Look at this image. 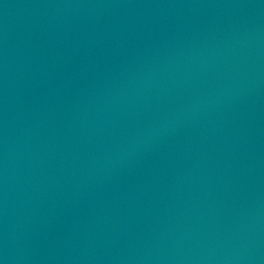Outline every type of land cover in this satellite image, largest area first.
<instances>
[{"label":"water","instance_id":"water-1","mask_svg":"<svg viewBox=\"0 0 264 264\" xmlns=\"http://www.w3.org/2000/svg\"><path fill=\"white\" fill-rule=\"evenodd\" d=\"M0 264H264V0H0Z\"/></svg>","mask_w":264,"mask_h":264}]
</instances>
